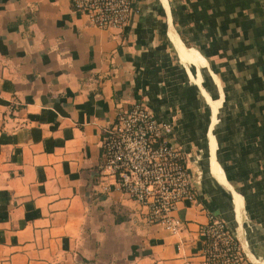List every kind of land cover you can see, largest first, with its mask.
<instances>
[{"label":"crops","instance_id":"0c3cea01","mask_svg":"<svg viewBox=\"0 0 264 264\" xmlns=\"http://www.w3.org/2000/svg\"><path fill=\"white\" fill-rule=\"evenodd\" d=\"M169 3L207 68L182 60L161 0H139L123 29L97 26L71 0H0V264H201L211 213L236 233L223 170L264 260V0ZM207 70L222 91L214 177L196 75L207 85ZM137 100L173 120L192 172L203 165L197 201L179 203L178 233L148 222L101 167L106 129Z\"/></svg>","mask_w":264,"mask_h":264},{"label":"built area","instance_id":"2783aa9c","mask_svg":"<svg viewBox=\"0 0 264 264\" xmlns=\"http://www.w3.org/2000/svg\"><path fill=\"white\" fill-rule=\"evenodd\" d=\"M88 18L103 28H125L138 10L139 0H71ZM101 167L115 178L116 186L138 201L145 218L171 233L183 220L179 203L196 202V179L189 167V152L175 136V124L158 117L144 101L119 111L106 129ZM204 247L201 264H250L233 228L211 213L201 226Z\"/></svg>","mask_w":264,"mask_h":264},{"label":"bare ground","instance_id":"6f19581e","mask_svg":"<svg viewBox=\"0 0 264 264\" xmlns=\"http://www.w3.org/2000/svg\"><path fill=\"white\" fill-rule=\"evenodd\" d=\"M174 36V35H173ZM175 41L178 45H180V41L174 37ZM182 45V44H181ZM180 45V55L183 61H189L197 66V68H201V66H205L207 68V60L206 58L195 48H191L189 46H181ZM207 76L213 86V89L210 92L203 91L204 85L200 82L199 86L203 93H205L206 98L208 100L209 109H210V133H209V146H208V171L209 174L214 177L216 173L217 161L216 156L218 154L219 149V137L222 134V91L221 85L218 75L212 71L207 70ZM203 88V89H202ZM236 217V215H235ZM245 224V223H244Z\"/></svg>","mask_w":264,"mask_h":264},{"label":"water","instance_id":"95a60500","mask_svg":"<svg viewBox=\"0 0 264 264\" xmlns=\"http://www.w3.org/2000/svg\"><path fill=\"white\" fill-rule=\"evenodd\" d=\"M161 1L163 3V6H164L166 14H167L169 36H170L171 40L173 41L175 47L177 48V50H178V52L180 54V52H181L180 45L181 44L183 46H187V45L184 42V40L182 39L180 33L178 32V30L176 29V27L174 25L173 15H172V10H171V6H170V3H169V0H161ZM174 37H176L180 41V45L177 44V42L175 41ZM222 168H223V166H222ZM221 173H222V176L220 178L221 183L223 184V186L226 188V190H228L230 192V194L235 199L234 203H235L236 222H237L236 229H235L236 230V234H237L240 242L242 243V246H243V248L245 250V253H246L247 257L254 264H264V260L258 258L253 253V251L247 245V242H246V239H245V232H244L245 214H244V209H243V203H242V208H238V205H237V197L240 196V198L242 199V195H241L240 191L236 188L234 183L229 179V177L227 176L225 171L223 170V171H221Z\"/></svg>","mask_w":264,"mask_h":264},{"label":"rangeland","instance_id":"374dc122","mask_svg":"<svg viewBox=\"0 0 264 264\" xmlns=\"http://www.w3.org/2000/svg\"><path fill=\"white\" fill-rule=\"evenodd\" d=\"M196 75H197V79H199V83L201 82V83L204 84V89L202 88L203 91H207L206 89H208L209 91H211V83H210L209 79H208L207 85L203 82V77H202V75H204L203 74V71H198V73ZM197 89L199 91L201 90L199 87ZM200 92H202V91H200ZM186 94H187V91H186ZM202 94L204 95L205 93H202ZM201 105H202L201 110L202 111L205 110V100L204 99H202ZM208 110H209V107H208ZM202 115L206 118L207 123H209V121H210V119H209L210 118V112H208V114L202 113ZM199 151H200V154H199V152H197L196 153V158L197 159L200 158V160H202V162H203V159H202V154H203L202 148H200ZM194 166H195V168H193L194 176H195V179L197 181V184H199V186H200V185H202V175H203V171H204L203 170V165L201 163H199V161H198Z\"/></svg>","mask_w":264,"mask_h":264}]
</instances>
